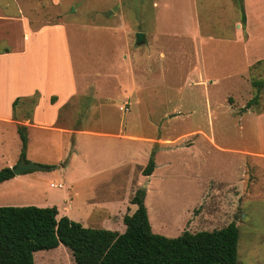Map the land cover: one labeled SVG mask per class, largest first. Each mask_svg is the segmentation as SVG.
I'll return each mask as SVG.
<instances>
[{"label": "rangeland", "instance_id": "374dc122", "mask_svg": "<svg viewBox=\"0 0 264 264\" xmlns=\"http://www.w3.org/2000/svg\"><path fill=\"white\" fill-rule=\"evenodd\" d=\"M54 1L18 2L34 24L56 11L50 21L65 26L85 93L72 127L91 131L81 136L87 163L75 164L72 152L61 168L58 144L68 136L50 131L44 150L34 148L42 142L32 136L22 157L46 168L0 185V206L54 205L58 216L121 232L123 216L136 208L130 197L144 188L153 232L175 237L234 222L237 264H264V86H252L264 76V58L238 72L244 59L239 45L229 43V26L241 0ZM11 2L6 12L15 10ZM31 7L43 10L37 16ZM7 24L0 20L5 30ZM1 27L0 50L16 45L18 29L2 33ZM137 32L145 42L136 43ZM126 98L129 111H120ZM7 109L0 104V113ZM16 127L0 122V168L19 161ZM117 131L133 140L99 134ZM152 151L155 169L145 175ZM33 261L76 264L63 244L35 251Z\"/></svg>", "mask_w": 264, "mask_h": 264}, {"label": "crops", "instance_id": "0c3cea01", "mask_svg": "<svg viewBox=\"0 0 264 264\" xmlns=\"http://www.w3.org/2000/svg\"><path fill=\"white\" fill-rule=\"evenodd\" d=\"M10 1L15 5V10L6 12ZM18 1L8 0L5 3L0 0V20H5L8 23L6 30L0 25L1 32L9 33L18 29L17 44L6 45L0 50V104H3L4 108H8L7 112H9L7 115L0 113V122L12 125L20 123L27 127L26 153L30 151L32 136L35 140L42 142L40 147H34L36 150L46 148L44 145L48 144L49 137L47 136L51 134L50 131L59 133L61 136H68L69 142L57 143L60 150L57 163L61 168H65L66 164H70V153L73 152L75 153L73 160L75 164H86L87 158L81 144V136L91 133V131L85 127H72L75 119V105L79 100H82L80 97H83L85 93H83L84 87L76 80L65 26L59 20L50 21V17L56 15V11L46 17L42 23L40 22V25L34 24L35 16L29 18ZM50 2L56 4L54 0H50ZM234 9L236 17L232 26H229L231 33L229 43L239 45L237 55L244 59V69L240 65L241 69L238 72L244 73L256 62L261 61V58H264L259 57L258 59L259 55L254 51L258 47L264 55V0H242V11L236 7ZM42 10L43 8L31 7L30 12L38 16ZM35 11L36 13H34ZM242 16H244V20H242ZM54 31H59V33ZM183 34L186 35V32ZM5 48L8 50L6 51ZM249 55L255 58L250 61ZM195 70H199L197 65ZM96 93L97 89L95 88L93 96ZM16 98L15 108L17 112H20V115L13 119L12 103ZM32 99H35L34 103L31 102ZM125 100L129 106V99ZM125 100L122 101V104ZM120 125L124 130V124L122 125L121 122ZM99 134L133 140L132 135H125L122 131ZM66 154L68 155L65 160ZM45 158L50 160V157ZM131 160H134L132 156ZM120 162L116 164H120ZM6 166L13 167L14 165L8 163ZM21 175H14L12 178L0 182V185L21 179Z\"/></svg>", "mask_w": 264, "mask_h": 264}, {"label": "trees", "instance_id": "16d2710c", "mask_svg": "<svg viewBox=\"0 0 264 264\" xmlns=\"http://www.w3.org/2000/svg\"><path fill=\"white\" fill-rule=\"evenodd\" d=\"M239 2L242 11V0ZM252 86L260 90L264 76L252 80ZM257 98L256 95L252 101L257 103ZM16 101L17 98L12 103L13 119ZM16 128L21 142L20 159L27 145V127L17 123ZM154 168L152 151L141 172L150 175ZM14 175L12 167L0 168V182ZM144 193V188H137L130 197L136 208L123 216L122 232L83 226L65 215L58 216L54 205L0 206V264H34L35 251L59 244L70 249L76 264H237L239 234L234 222L211 231L184 230L167 237L152 231Z\"/></svg>", "mask_w": 264, "mask_h": 264}, {"label": "water", "instance_id": "95a60500", "mask_svg": "<svg viewBox=\"0 0 264 264\" xmlns=\"http://www.w3.org/2000/svg\"><path fill=\"white\" fill-rule=\"evenodd\" d=\"M136 37V43L140 44L142 42H145V36L143 32H137L135 34ZM45 166H40L34 162L26 161L23 157H21L18 161V163L12 167V170L15 175H19L27 170H33V169H45Z\"/></svg>", "mask_w": 264, "mask_h": 264}, {"label": "built area", "instance_id": "2783aa9c", "mask_svg": "<svg viewBox=\"0 0 264 264\" xmlns=\"http://www.w3.org/2000/svg\"><path fill=\"white\" fill-rule=\"evenodd\" d=\"M119 110H121V111H128L129 110V107L127 105V100H125L123 102V104L121 106H119ZM51 186H55V184H51ZM57 186L59 187V186H61V184H57Z\"/></svg>", "mask_w": 264, "mask_h": 264}]
</instances>
